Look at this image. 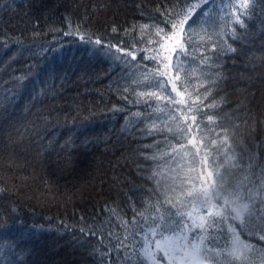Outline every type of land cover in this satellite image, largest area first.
Here are the masks:
<instances>
[{"label": "trees", "instance_id": "obj_1", "mask_svg": "<svg viewBox=\"0 0 264 264\" xmlns=\"http://www.w3.org/2000/svg\"><path fill=\"white\" fill-rule=\"evenodd\" d=\"M174 3L175 0L0 2V40L10 45L7 49L0 46V82L8 80L14 72H24L27 65H35L32 77L4 114L6 119L0 120L13 140H19L9 143L6 137L0 138V246L7 245L0 252V264H99L98 257L90 253L101 234L82 236L80 229L103 227L104 238L114 232L122 239L121 223L106 206L116 207L121 220L131 222L133 203L138 211L146 206V197L155 203V198L146 191L155 187V180L146 177L152 175L156 164L143 157L168 149L163 143L157 146L156 141L163 140V135L148 136L144 129L153 122L160 124L167 117L154 111L157 106L154 98L150 105L134 102L136 91L155 89L140 88L125 93L121 77L126 73H122L121 67L110 70L112 65L100 53L92 54V45L82 42L79 35L64 33L81 25V32L89 33L93 40L99 36L105 44L121 45L129 51L134 47L144 49L149 46L148 40L155 37L147 34L141 37L140 25L164 27L165 17L161 13ZM233 3L240 5L243 0ZM222 15L210 18L206 25L195 26L198 35L194 46L205 35L200 32L201 27L207 33L219 30ZM113 26L118 29L115 33L111 30ZM235 27L238 38L225 37L235 52L222 54L213 61L220 65L225 79L204 101V104L219 103L224 97L226 103L215 110H205L209 115L224 117L217 131L225 127L231 131L233 125L239 124L233 142L245 139L252 151H260V162L264 163V0H256L244 28ZM165 30L170 31V25ZM17 38L25 46L21 54L14 43ZM45 49H49L46 55H36ZM216 54L211 44L196 47V59L188 65L189 75H199L197 69L204 55ZM144 55L147 53H138L137 61L154 67L153 61L143 59ZM202 84L203 79L192 78L185 85L192 99L197 91L203 98L206 88H198ZM42 88L50 89L54 95L39 96ZM168 91L171 92L170 86ZM122 96L133 103L121 99ZM172 96L175 98V93ZM114 107L123 111H111ZM49 112L59 115L60 124L55 128L49 124L39 133L42 139H38L27 128L37 121L38 113ZM157 116L160 118L156 119ZM203 119L206 121V117ZM65 120H75V124ZM9 124L14 127L8 128ZM15 129L23 134L22 140ZM69 137L75 146L61 148ZM49 139L55 141L54 147H47ZM182 163L179 175L163 169L166 175L161 180V190L165 182L171 185L168 179L171 176L200 184L199 158ZM190 167L195 171L187 172ZM137 186L140 191L135 190ZM158 198L162 202L164 196L158 194ZM248 242L257 243L255 239Z\"/></svg>", "mask_w": 264, "mask_h": 264}, {"label": "snow or ice", "instance_id": "obj_2", "mask_svg": "<svg viewBox=\"0 0 264 264\" xmlns=\"http://www.w3.org/2000/svg\"><path fill=\"white\" fill-rule=\"evenodd\" d=\"M255 3L256 0H243L240 5L233 0H175L170 9L161 13L165 17L162 21L164 27L158 24L140 25L141 37L145 34L155 37L148 40L149 46L144 49L134 47L129 51L121 45L105 44L99 36L93 40L89 33L81 32V25L64 33L65 36L79 35L82 42L92 45V54L100 53L112 65L110 70L121 67L122 73H126L121 77L125 93L140 88L155 89L136 91L134 102L150 105L154 98L157 105L154 111L167 117L160 124L153 122L144 129L148 136L163 135V140L156 141L157 146L163 143L168 149L158 155L143 157L145 161L156 164L152 175L146 177L149 181L155 180V187L146 190L150 197L155 198V203L146 197V206L139 211L133 203L131 222L121 220L116 207L106 206V210L121 223L124 231L122 239L114 232H109L108 238H104L103 227L80 229L82 236L97 237V232L101 234L90 253L98 257L99 264H161V260L166 264H257V261L264 264V246H261L264 245V163L260 162V151H252L243 138L233 142L239 124L233 125L231 131L227 127L217 131L224 117L209 115L205 109L219 108L221 103H226L224 97L219 103L204 104L225 79L219 70L220 65L213 61L222 54L235 52L225 37L238 38L235 26L245 27V20ZM220 13L223 15L220 16L222 23L219 30L207 33L201 27L200 32L205 35L200 36V43L194 46L193 41L198 35L195 26L206 25L210 18ZM169 25L170 31H166ZM111 30L113 33L118 31L116 26ZM132 30L135 31V25ZM14 43L18 54L25 51L21 39L17 38ZM200 44H211L217 54L204 55L197 69L199 75L191 77L188 65L196 59L195 50ZM0 46L5 49L10 47L5 40H0ZM47 51L49 49L36 55L43 57ZM138 53H147L143 59L153 61L155 66L150 68L137 61ZM205 67L209 70L203 71ZM34 68L35 65H27L24 72H14L8 80L0 82V120L6 119L4 114L14 105L24 84L32 77ZM192 78L203 79V84L198 86L206 88L203 98L197 91L195 99H192V93L185 87ZM169 86L171 92L168 91ZM181 88L183 91H180ZM46 93L54 95L48 88H42L38 95ZM172 93H175V98ZM121 99L128 100V97L122 96ZM128 102L133 103L131 100ZM111 111L123 109L114 107ZM65 122L75 124V120ZM49 124L57 127L60 124L59 115L38 113L37 121L27 131L42 139L39 133L46 130ZM7 127L14 126L9 124ZM15 131L22 140L20 130ZM252 132H255V127ZM5 137L9 143L19 142L13 140L11 133L0 123V138ZM251 139L249 135L248 140ZM54 145L55 141L49 139L47 147ZM74 146L71 137L60 145L61 148ZM197 158L201 168L199 185L192 183L191 179L177 180V176H171L168 177L171 185L165 182L161 190V180L166 175L163 169L179 175L183 170L182 162H195ZM193 171L195 169L191 167L187 169L189 173ZM135 190L141 189L137 186ZM158 194L164 196L162 202ZM132 199L129 197V200ZM251 239L257 243H249ZM4 247L7 245L0 246V252Z\"/></svg>", "mask_w": 264, "mask_h": 264}, {"label": "rangeland", "instance_id": "obj_3", "mask_svg": "<svg viewBox=\"0 0 264 264\" xmlns=\"http://www.w3.org/2000/svg\"><path fill=\"white\" fill-rule=\"evenodd\" d=\"M161 264H166V261H164V260H161Z\"/></svg>", "mask_w": 264, "mask_h": 264}]
</instances>
